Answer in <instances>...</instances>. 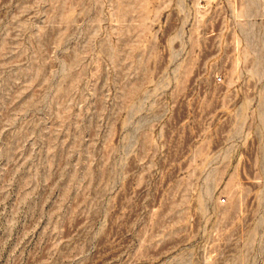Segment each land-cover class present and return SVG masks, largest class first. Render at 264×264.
<instances>
[{
    "label": "rangeland",
    "instance_id": "1",
    "mask_svg": "<svg viewBox=\"0 0 264 264\" xmlns=\"http://www.w3.org/2000/svg\"><path fill=\"white\" fill-rule=\"evenodd\" d=\"M0 264H264V0H0Z\"/></svg>",
    "mask_w": 264,
    "mask_h": 264
},
{
    "label": "built area",
    "instance_id": "2",
    "mask_svg": "<svg viewBox=\"0 0 264 264\" xmlns=\"http://www.w3.org/2000/svg\"><path fill=\"white\" fill-rule=\"evenodd\" d=\"M220 79V77L218 76V78H216V80L218 81ZM223 198H221V200H222Z\"/></svg>",
    "mask_w": 264,
    "mask_h": 264
}]
</instances>
